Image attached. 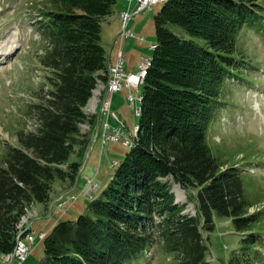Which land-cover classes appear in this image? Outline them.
<instances>
[{"label":"trees","instance_id":"16d2710c","mask_svg":"<svg viewBox=\"0 0 264 264\" xmlns=\"http://www.w3.org/2000/svg\"><path fill=\"white\" fill-rule=\"evenodd\" d=\"M117 2L52 0L39 19L47 42L40 62L48 69V88L36 105L38 127L20 128L18 146L9 144L2 156L1 252L13 250L25 206L47 201L56 178L77 176L81 160L71 158L72 152L87 144L82 107L96 78H108L102 25ZM258 2H162L154 15L157 46L143 78L137 141L101 194L88 202L93 215L55 223L43 240L39 264H131L154 244L172 254L174 264H211L203 231L216 227V215L231 218L243 232L229 264H255L263 257L255 247L264 211L250 210L260 201L248 189L246 169L216 155L208 140L215 109L224 103L221 85L244 63L237 36L258 14ZM173 23L207 45L177 33ZM168 175L185 189H196L195 215L185 212L186 202L176 201Z\"/></svg>","mask_w":264,"mask_h":264},{"label":"rangeland","instance_id":"374dc122","mask_svg":"<svg viewBox=\"0 0 264 264\" xmlns=\"http://www.w3.org/2000/svg\"><path fill=\"white\" fill-rule=\"evenodd\" d=\"M258 1V14L252 16L251 23L244 25L236 39V47L242 53L244 63L235 69L233 76L224 79L219 95L224 103L216 107L208 130V140L213 152L229 163L245 167L249 176L248 189L260 201L251 207V212L264 211V0ZM51 4L52 0H0V163L9 144L18 146L20 128L25 132H32L38 127L36 105L41 102L43 90L48 88V69L40 62V54L44 52L47 42L40 33L38 23L40 18H45L43 13ZM162 4H153L131 19L130 27L134 22L131 28L144 35L146 40L125 37L124 43L122 41L125 72L137 70L143 56H152L150 44L156 41L154 15ZM102 26L101 41L108 52L109 33L107 26ZM171 26L182 36L207 45L205 38L190 34L183 26L174 23ZM112 60H117L114 53ZM112 77V71L107 80L97 77L88 102L82 107L87 117L80 122V126L81 131L87 134V144H77L72 152L71 158H78L82 161L80 167L84 166L83 170L79 168L75 186L69 188L74 180L68 177L56 178L50 191V199L52 195L56 196L52 201L67 197V191L70 196L77 194L78 199L67 202L59 212L55 211V205L49 217L36 218L33 232L37 236L40 230L50 232L59 219H75L84 212L93 215L88 208L90 196H99L103 189H96L92 180L100 175L102 180L99 182L106 187L117 167L113 162L123 160L130 150L120 140L103 143L102 134H97L98 127L102 133L106 120L111 125L117 121L108 111H103ZM128 92L129 88L124 85L122 89L114 91L109 99L112 101L111 109L118 112L131 131L139 122V115L129 105ZM139 92H143V86ZM111 130L110 128L109 131ZM57 164L67 166L68 162ZM3 166L4 164L0 165ZM164 178L171 181V190L176 200L187 203L185 212L196 214V201L193 199L196 189H185L172 175ZM49 198L47 201L34 200L25 206L17 229L29 215L36 212L45 214ZM70 198L72 197L68 199ZM61 204L62 202L59 205ZM215 226L211 231H203L204 239L209 245L207 259L211 264H229L231 255L241 245L243 232L236 230L231 218L225 216L216 215ZM261 227V243H256L255 248L262 251L263 257L255 261V264H264V213ZM156 240L157 236L155 242ZM3 253L0 251V255ZM43 257L44 241L37 237L30 246L28 258L22 264H38ZM2 260V264H10ZM17 262L14 260L11 264H18ZM131 264H174V259L172 254L154 244L139 260Z\"/></svg>","mask_w":264,"mask_h":264},{"label":"built area","instance_id":"2783aa9c","mask_svg":"<svg viewBox=\"0 0 264 264\" xmlns=\"http://www.w3.org/2000/svg\"><path fill=\"white\" fill-rule=\"evenodd\" d=\"M160 1H165V0H137V6H138V9H144L150 6L151 4L160 2ZM122 16H123L124 22H123V27L121 29V34L125 36H130V35L136 36V34L127 27V23L129 21V18L131 17V14L127 11H124ZM122 63H123L122 50H120L118 54L117 63L113 66V79H110V90L111 91L119 89L122 86L123 82H125L128 86L137 87L142 81L143 70H146V63H152V58L144 57L140 64V69L137 72L125 73L122 68ZM128 98L130 100V104L136 107V101L138 100L137 95L133 91H130L128 94ZM106 102H107L106 104H108L110 100H107ZM121 135H122V130H121V126H119L118 128H116L115 134L113 133V134L105 135V139L108 137L117 139V138H120ZM124 142L130 143L129 138L124 136ZM28 236L30 239H33L32 235L29 234ZM28 248L29 246L26 242L20 241L18 243L17 248L14 252V255H17L19 261H22L23 259H25L28 253Z\"/></svg>","mask_w":264,"mask_h":264},{"label":"crops","instance_id":"0c3cea01","mask_svg":"<svg viewBox=\"0 0 264 264\" xmlns=\"http://www.w3.org/2000/svg\"><path fill=\"white\" fill-rule=\"evenodd\" d=\"M133 7H134V2L131 5H129V2H127V0H118V2L116 4V12L113 15H111L110 18H108L106 20V22L104 23V26H107V31L109 33L108 45L110 47H109V51H108L109 53L107 52V55H108V62L110 64L114 63V61L112 60V53H114L117 56L118 48L121 47L123 49V43L126 40V38H123V40L125 39L124 41L120 40V37L118 35V32H119L120 27H121L120 11L124 10V9H128V8L131 10ZM154 10H156V8ZM133 23L134 22H132L131 27L133 26ZM145 40H146V38H145ZM122 41H123V43H122ZM55 197H54V195H52V199H50V200H53ZM40 207L42 208L43 205L39 206V210L41 209ZM44 217H45V214H42V216L40 218H44ZM0 257L3 259V257L1 255H0ZM1 258H0V264H2V261H3Z\"/></svg>","mask_w":264,"mask_h":264},{"label":"bare ground","instance_id":"6f19581e","mask_svg":"<svg viewBox=\"0 0 264 264\" xmlns=\"http://www.w3.org/2000/svg\"><path fill=\"white\" fill-rule=\"evenodd\" d=\"M122 15H123V13H122ZM149 65H150V63H146V70H147V68L149 67ZM146 70H143V78H144V75H145V73H146ZM111 71L113 72V66L111 67ZM143 78H142V81H141V83L143 82ZM112 79H113V77H112ZM137 98H138V100L140 101L141 100V98H142V95H137ZM136 111H137V113H140V107L139 106H137L136 107ZM104 179V178H103ZM93 181V180H92ZM14 255V253H12V256Z\"/></svg>","mask_w":264,"mask_h":264}]
</instances>
